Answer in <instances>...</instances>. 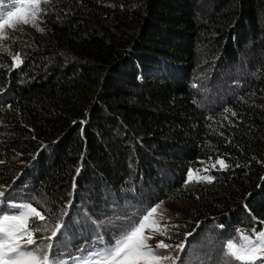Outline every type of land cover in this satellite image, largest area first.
<instances>
[{
  "label": "trees",
  "instance_id": "obj_1",
  "mask_svg": "<svg viewBox=\"0 0 264 264\" xmlns=\"http://www.w3.org/2000/svg\"><path fill=\"white\" fill-rule=\"evenodd\" d=\"M113 3L50 5L55 40L0 48V186L49 224L67 211L66 264L163 199L188 204L176 264H220L238 230L264 228V0ZM190 169L213 181L186 184Z\"/></svg>",
  "mask_w": 264,
  "mask_h": 264
},
{
  "label": "snow or ice",
  "instance_id": "obj_2",
  "mask_svg": "<svg viewBox=\"0 0 264 264\" xmlns=\"http://www.w3.org/2000/svg\"><path fill=\"white\" fill-rule=\"evenodd\" d=\"M10 9L0 7V40L9 38L6 30L20 31L22 25L44 31L39 27L47 9L44 7L49 0H9ZM14 67L23 63L21 54L12 56ZM225 111H230L225 109ZM235 115V113H233ZM3 163V161H0ZM203 163V162H202ZM217 163L227 168L223 159ZM215 167V165H212ZM207 168L205 169V171ZM79 172V169L77 170ZM187 183L213 181V177L200 176V170H189ZM163 201L147 208L138 218H127L126 223L119 226L109 243L100 242L103 247L94 249L81 264H176L179 255L170 254L173 245L158 240L154 245L149 243L156 236H168L167 224L164 222ZM0 206L10 209L3 212L0 208V264H66L55 256L54 242L65 234V221L60 218L67 216L61 210L58 222L49 224L55 215L50 209H44L40 201L14 203L6 198L5 190L0 186ZM70 206V203H69ZM256 217H253L255 220ZM264 224V221H261ZM50 232L47 237L37 236ZM235 239H229L222 249L220 264H264V228L251 231L238 230ZM190 235V234H189ZM179 252L184 251V243L175 246ZM81 251H84L81 249Z\"/></svg>",
  "mask_w": 264,
  "mask_h": 264
},
{
  "label": "rangeland",
  "instance_id": "obj_3",
  "mask_svg": "<svg viewBox=\"0 0 264 264\" xmlns=\"http://www.w3.org/2000/svg\"><path fill=\"white\" fill-rule=\"evenodd\" d=\"M69 1L72 0H49V2L46 5H44V7L47 9V11L50 5L58 7L61 10H65L68 7ZM82 1L84 2L85 5H88L90 3V5H96L98 7H102L106 9L107 8L113 9L112 6L116 4L113 3L115 2V0H82ZM46 16L47 14L45 13L43 17ZM38 23H39V27L43 28L44 31L42 32L37 31L35 28L27 25H22L21 26L22 30L20 31L6 30L9 38L7 40H0V48H3L7 44V41L9 40H11L12 43L14 44L15 42H17L15 45H24V44L26 45L36 42L42 43L56 39V38L55 39L52 38L55 36L52 35L50 26L46 20L42 19V21H38ZM236 116H240V114L236 113ZM255 142L258 146L264 147V138L258 139ZM204 161L205 160H202V162ZM161 201L164 202V204L162 205L164 222L167 224L168 233H171L172 231L178 229L177 221H179L180 219L184 218V216H186L188 211V206H187L188 204L185 203L184 201L176 202V201H171L170 199H163ZM158 240H163L165 243L173 245V249L170 250V254L178 255V250H176L175 246L179 245L180 244L179 242L172 243V241L168 238V236H156L154 239L149 241V243L154 245Z\"/></svg>",
  "mask_w": 264,
  "mask_h": 264
}]
</instances>
